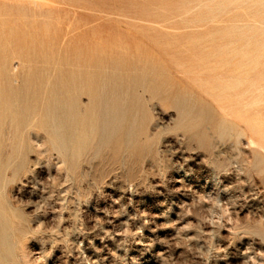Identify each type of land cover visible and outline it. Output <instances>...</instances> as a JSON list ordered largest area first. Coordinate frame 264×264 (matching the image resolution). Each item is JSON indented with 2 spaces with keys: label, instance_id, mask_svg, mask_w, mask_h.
I'll return each mask as SVG.
<instances>
[{
  "label": "rangeland",
  "instance_id": "rangeland-1",
  "mask_svg": "<svg viewBox=\"0 0 264 264\" xmlns=\"http://www.w3.org/2000/svg\"><path fill=\"white\" fill-rule=\"evenodd\" d=\"M263 139L264 0H0V264H264Z\"/></svg>",
  "mask_w": 264,
  "mask_h": 264
},
{
  "label": "bare ground",
  "instance_id": "bare-ground-1",
  "mask_svg": "<svg viewBox=\"0 0 264 264\" xmlns=\"http://www.w3.org/2000/svg\"><path fill=\"white\" fill-rule=\"evenodd\" d=\"M19 1V0H18ZM23 1V0H22ZM29 1V0H28ZM34 2H35V0H34ZM42 2V1H41ZM171 2V1H170ZM36 4V3H35ZM34 6V5H33ZM36 6V5H35ZM154 8V7H153ZM154 16V15H153ZM152 18V17H151ZM156 20H157V18H156ZM167 30H169V29H167ZM161 34V33H160ZM161 37V36H160ZM187 40V39H186ZM162 43V42H161ZM169 43V42H168ZM172 45V44H171ZM169 47V46H168ZM180 47H181V45H180ZM175 50V49H174ZM52 78V77H51ZM223 101V100H222ZM220 102V101H219ZM226 102V101H225ZM224 102V103H225ZM228 102V101H227ZM221 103V102H220ZM228 103H232V102H228ZM221 105H222V103H221ZM228 105V104H227ZM232 105V104H231ZM234 105V104H233ZM220 107V106H219ZM224 107V106H223ZM229 107H231V106H229ZM221 108V107H220ZM222 109V108H221ZM226 109V108H225ZM224 109V110H225ZM229 109H232V108H229ZM227 110H228V107H227ZM234 110V109H233ZM223 112V111H222ZM228 112V111H227ZM229 113H230V111H229ZM237 113V112H236ZM238 114V113H237ZM230 117H231V115H230ZM244 117V116H243ZM240 118H241V116H240ZM245 118V117H244ZM253 128V127H252ZM254 130V129H253ZM252 130V131H253ZM264 140V139H263ZM252 142V141H251ZM255 146V145H254ZM260 148L262 149L263 147L262 146H260ZM263 151V150H262Z\"/></svg>",
  "mask_w": 264,
  "mask_h": 264
},
{
  "label": "clouds",
  "instance_id": "clouds-1",
  "mask_svg": "<svg viewBox=\"0 0 264 264\" xmlns=\"http://www.w3.org/2000/svg\"><path fill=\"white\" fill-rule=\"evenodd\" d=\"M215 223V222H214Z\"/></svg>",
  "mask_w": 264,
  "mask_h": 264
}]
</instances>
